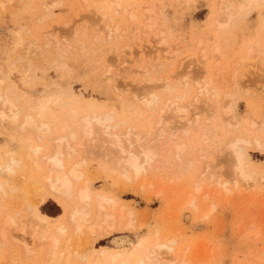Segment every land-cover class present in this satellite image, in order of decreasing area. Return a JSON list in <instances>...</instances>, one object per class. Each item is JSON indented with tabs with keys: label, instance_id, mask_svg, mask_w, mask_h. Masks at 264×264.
<instances>
[{
	"label": "rangeland",
	"instance_id": "374dc122",
	"mask_svg": "<svg viewBox=\"0 0 264 264\" xmlns=\"http://www.w3.org/2000/svg\"><path fill=\"white\" fill-rule=\"evenodd\" d=\"M8 1L0 0V4L3 6L0 5V93H7L11 96L12 93H8L7 87L12 85L13 93L19 94L18 102L21 100L19 107L23 106L21 107L22 115L29 111L35 113L32 110H26L29 107L41 103L46 104L48 100L52 102L48 104L46 114L43 113L39 118V121L46 122L49 127L51 126L50 134L44 135L47 141L45 139H41L40 142L38 139L35 140L34 134L28 130L21 133L17 128L16 133H19L17 135L12 133L8 129L9 127L6 128L8 125H0V164L3 165L9 158H12L19 165L18 168L17 165L14 167L15 173L8 174V179L4 175H0V182H7L5 188L9 187V184L11 185V188H6L9 189L8 193L0 197V213L11 215L17 221L18 225L16 228H11V234L23 235L30 244L28 250L29 248L31 250L25 251L24 249L25 252L22 254L21 243H14L12 239L11 243L10 238L6 241L0 240L4 242L3 244L0 242V264H38L41 260L42 248L34 249L33 245L36 243L31 240L30 236L38 234V231H46L41 230L32 218L27 220L31 216L30 212L28 214L25 209L34 207L39 198L36 191L33 194V187L30 185V180L36 183L35 180L37 181L40 173L34 170L35 168L32 169V163L34 164L33 160L39 158L43 150L50 146L49 139L51 140L52 137L64 132V127L71 122L73 115L74 118H78L86 115L87 112L88 114L113 112L117 121L123 119L127 122L125 124L127 128H134L131 130L132 132L139 130L141 135H146L154 130L152 127L156 124L158 112L164 108L168 100L176 101L175 98L178 96H184L185 102L197 100L199 90L196 83L199 82V86L204 85L208 75L215 78L216 87L221 92L220 97L228 93L230 98L235 99H233L234 102L226 100L228 103L231 102V114L234 117L232 121L235 122V125H230L231 127L228 128L224 122L225 116H220L215 124L209 117L207 122L204 119L199 122V128H196V125L189 126L188 136L185 133V136L179 135L183 130L177 131L181 137L175 134L172 141L175 140L176 144L180 143L184 146L183 152L185 153L181 152L183 157L179 155V160L174 159L171 152L173 145H171L173 143L171 140L165 145L166 149L159 146V141L157 146L163 149L158 148V150L163 153H157L156 163L154 162L142 178L133 179L130 177L128 182L119 174H115V167L109 161L97 158V154L94 157V160L97 161L91 159L93 156L89 159V157L86 158L87 155H84L87 159L84 178L88 179L95 193L112 197L115 204L112 207L110 205L107 207L108 212H115L118 216L119 206L122 207V215L120 219L116 216L117 223L115 222V224L118 225L114 224L112 231L106 237L100 238L97 233L89 236L87 230L83 229L84 232L82 230L81 234H78L79 242H77V235H74L71 237L72 239L70 238L71 241L62 243V245L69 251H73L77 247H74L73 244L78 243L80 246L86 239L88 240V243L86 241L87 244L81 247L82 249L80 247L78 249L81 256H86L84 262L77 259L73 264H97L96 249L101 247L106 248L107 254L126 251L143 252L145 247L148 248L156 240V237L158 240L160 239V242L169 239L174 241L173 246L178 254L174 264H179L178 259L181 257L183 260L189 261L186 264H264V145L261 149H253L255 146L251 142V146L245 147L247 157L244 170L251 179L247 181L248 183H238L236 186L230 176L232 175L230 168H233V164L229 166L231 163L228 162V159L223 155L224 159L226 158L224 160L218 153L223 159L222 163V160L219 159L220 156L216 155L217 151L221 150V144L224 145L226 140L232 139L234 136L240 135L249 138L250 141L254 138L259 141L264 139V1L261 0L260 4L258 3L248 12L249 14L242 17L243 19L237 20V23L234 21L233 25L229 24L228 30L223 29L222 31L216 28L217 24L215 21L213 22L222 15L214 3L215 0H194V6L190 3L189 6H186V3L180 0H117L120 5L119 14L114 13L116 9L113 8L116 4L115 1L110 3V0H58V2L56 0V3L62 1L59 5L54 4L55 0H29L26 2L22 0L23 3L17 0ZM87 1L90 2L88 7ZM51 2L52 6L55 5L51 6L52 8L49 5ZM127 3L137 6L136 9L130 11L131 14L137 15L136 19L131 22L127 19V16L130 15L128 10L123 15L122 9L127 6ZM140 4L143 5L142 7H145L146 4L151 5V14H148L150 18H147V13L144 14ZM121 11L122 13H120ZM218 12L220 13L218 14ZM101 14L105 15V18ZM109 18L111 21L108 20ZM134 28H136V33ZM144 28H148V33ZM166 31L171 32L167 35ZM20 36L21 38H19ZM166 36H170L169 39ZM158 38L164 39L166 47L157 44ZM198 39L208 56L213 48L219 46L222 50L218 47L221 51V58L218 57L219 55L213 57L210 54L207 62H202L199 58V47L194 48ZM19 41L22 43L21 48ZM33 42V48L36 45L40 47H35L38 51L33 50L32 46L28 51L29 54L23 51L27 43L32 44ZM43 42L48 45L49 48L44 45L47 50L43 47ZM213 44H215L214 47ZM253 44L258 54L254 52L253 56L252 54L244 55V51ZM242 47H244L243 50ZM176 50L179 52L178 55H170ZM261 50L262 52L259 53ZM41 51L46 54H42ZM24 52L30 58L24 55ZM34 52L37 57L32 55ZM242 56L245 58V62L238 67L239 72L237 71L238 74L236 73L237 76L234 77L235 82L238 77V85L234 80V84H232L230 81L233 78L229 77L232 76L230 74L232 72L229 73V71H233L234 66L232 68L233 64L230 62L236 63L237 59ZM20 57H23L24 60ZM187 57L191 58V62L186 61ZM17 58L21 60L17 62ZM124 59L128 60L127 64H123ZM215 60L218 61V65L211 67ZM180 64H185L183 66L185 68H180ZM206 67L211 71L208 75L205 73ZM221 67L222 73L220 72ZM199 69L201 72L197 71ZM203 69L205 70L204 74L202 73ZM216 69L221 74L217 73ZM106 71H109V79L104 76ZM183 71L190 73L189 77L191 75L187 86L183 84V81L182 83L179 81L185 74ZM30 73L33 74L34 79L30 77ZM223 73L225 80L221 81L224 82L221 86L219 79ZM229 78L230 81H228ZM165 82L168 83V87ZM8 83L10 85H7ZM4 88H6L5 91H3ZM149 93L158 97L155 110H150L145 105L144 100ZM223 96L222 99H224ZM232 103L233 106L235 105L234 107ZM204 116L207 114L205 113ZM169 120L170 123L173 122L171 119ZM180 121H184V118ZM251 122L254 124L252 125ZM250 124L256 131L251 129ZM203 128L205 133H203ZM201 130L203 134H201ZM199 137L202 141L205 140L204 144L201 143ZM163 139L165 138L163 137ZM163 141L166 142L167 139ZM73 145L81 147L79 144L73 143ZM201 145L204 146L206 153H203L204 157L200 155L201 152L196 154L197 149L198 151L200 148L203 150ZM94 146L93 144L92 147L94 148ZM79 148L77 151L82 156L77 153L74 155L76 157L73 156L71 159L80 160V156L83 158V151H80L85 148L81 150ZM86 150H88L87 147ZM89 150L88 153L96 148H89ZM165 157H167V162ZM228 158L231 160L230 157ZM186 159L191 160L190 163L193 162L191 166ZM176 161H180V163ZM179 164L183 165L180 170L177 169ZM186 164L190 166L188 169ZM184 166H186L185 170L182 168ZM205 167H208V172L204 171ZM203 171L204 175L202 176ZM211 176H214L215 179L219 178L220 182L227 184L224 188L217 187L214 177L210 178ZM143 178L144 183H142ZM149 183L152 185L148 186ZM195 183H200L199 192H195ZM141 184H143L142 188ZM227 191L228 193H226ZM189 193L194 197L196 210L185 205L181 206ZM20 207L24 210L19 209ZM5 210L7 211L4 212ZM37 211L49 218H56L60 214L62 215L65 209L58 202L47 199L38 206ZM124 211L132 213L133 216L126 217L127 213ZM204 213H208L206 214L207 218ZM2 214H0V219H2L1 216H4ZM26 216H28L27 219ZM127 218L129 221L132 220L131 227H125L128 222ZM51 222L57 226L62 222V218L51 220ZM121 225H125L124 228L122 227L123 229H120ZM22 229L23 233L21 234ZM30 231V236H28ZM153 234L156 236L153 237ZM84 235L86 239L82 241ZM184 253L186 255L183 256ZM38 257L39 262L36 260ZM52 264H62V260Z\"/></svg>",
	"mask_w": 264,
	"mask_h": 264
},
{
	"label": "bare ground",
	"instance_id": "6f19581e",
	"mask_svg": "<svg viewBox=\"0 0 264 264\" xmlns=\"http://www.w3.org/2000/svg\"><path fill=\"white\" fill-rule=\"evenodd\" d=\"M17 1L20 3L21 2L23 3V1L26 2L29 0H23V1L17 0ZM113 1H115V4L118 6V8H116L117 6L115 5V8H113V9H116L114 13L119 14L118 9H119L120 5H119L118 1H120V0H118V1L117 0H110V3H112ZM180 1H183V3H186V6H189L190 4H193V2H194V0H180ZM215 1L216 2H214V3H216L217 7L219 8L218 11L220 10L222 15H221V17H220V15H218L220 17L218 20L214 18L215 20H213V22L215 21V23L217 25H215V24L214 25L217 26L216 28H218L221 31L223 29L228 30L229 24L233 25L234 21L237 23V20H239L240 18L243 19L242 17H244L248 12H250L259 2L261 3V0H215ZM53 2H54V4L59 5V3H61L62 1L61 2L59 1V3H56V0H55ZM57 2H58V0H57ZM128 4L129 3H127V6L124 7L122 10H123V15L126 14L125 12H127V10L129 11L130 15L127 14V15H129V16H127L128 17L127 19L130 20V22H131V20L136 19L137 15L135 16V15L131 14L130 11H133L134 9H136L137 6L133 5V4H129V5ZM49 5H50V8L55 6V5L52 6V2ZM86 5H87V7L90 6V2L86 3ZM122 5H124V4H122ZM140 5H141V7L143 6L142 4H140ZM140 5H139V8H140ZM144 6L145 7H142L143 8L142 11L144 10V14L147 13L146 14L147 18H150V16L148 14L151 12V7H150L151 5L146 4ZM193 6H194V4H193ZM47 8H49L48 5H47ZM121 8H122V6H121ZM120 13H122V11ZM219 13L220 12H218V14ZM157 14H158V12H157ZM40 16H41V14H40ZM98 16H99V14H98ZM101 16L105 18V15L101 14ZM216 16H217V14H216ZM45 17H46V15H45ZM41 19H42V17H41ZM108 20L111 21L110 18ZM40 21H42V20H40ZM146 25H148V24H146ZM150 26H151V24H150ZM150 26H148V27H150ZM145 29L147 32L146 31H144V32L148 33V30H147L148 28H144V30ZM134 31L136 33V28H134ZM160 32H161V29L159 30V33ZM170 32L169 33L167 32L168 34L167 33L166 34L169 35ZM18 35H20V34L18 33ZM45 35H46V33H45ZM163 35H165V34H163ZM21 36H22V34H21ZM21 36L19 38H21ZM166 37H168V36H166ZM169 37H168V39H169ZM158 40L156 42L159 46L165 45L164 47H166V43L164 42L163 38L161 40L158 38ZM32 41H34V40H32ZM197 41H198V43H196V46L194 45L195 47L194 46L193 47L194 48L199 47V49H200V51H198L200 53L199 58L202 62L206 63L207 60L209 59L210 54H212L213 57L214 56L217 57L219 55L218 57L221 58L220 52L222 50L220 49L219 46L218 47L221 51H219L218 47L213 48L212 51L210 50V48H208V50L211 51V53H209V56H208V54L206 53V50L203 47H201L199 39ZM22 42H24V41H22ZM19 43H20L19 47L21 48L22 43L20 41H19ZM25 43H26V41H25ZM33 44H34V42L32 44L27 43L26 48H24V50L23 49L22 50L26 51V53H28V51H30V46H32ZM215 44H213V47ZM42 45H43V47H45V46L48 47V45H45V43ZM205 45H203V46L205 47ZM35 47L40 48L38 45H36ZM35 47L33 48V46H32L33 50L36 49ZM209 47L212 48V46H209ZM243 48L244 47H242L241 49L243 50ZM255 48L256 47H254V44H253V46L248 47L247 50L244 51L245 52L244 55L252 54V56H253L254 52L257 53ZM189 49L192 50L191 48H189ZM36 50L38 51V49H36ZM45 50H47V48ZM177 50L173 51L172 54H170V55H178L179 52H177ZM208 50H207V52H209ZM43 52H45V51H43ZM260 52H262V50L259 51V53ZM26 53L24 52V55L29 57V55H27ZM41 53H42V51H41ZM42 54H44V53H42ZM32 55H35V52ZM30 56H31V54H30ZM35 56H33V57L35 58ZM243 56L239 57L237 59L236 63L232 62V61L230 62L233 64L232 68L234 66V69H233V71L232 70L229 71V73L232 72V73H230L232 76H229V77L233 78V79H232V81H230V78H229L228 81H230L232 84H234V82L236 80L234 78L235 76H237L236 73L238 74V72H239L238 67L243 65L245 62V58ZM27 57H25V58L27 59ZM57 57H59V55H57ZM20 58H17L16 61L19 62V60L23 59V57L21 59ZM187 58L188 59L186 61H190L191 58L190 57H187ZM23 60H22V62H23ZM39 60H41V59H39ZM53 60H55V59H53ZM217 60H218V58H217ZM217 60L212 62L211 67H212V65L215 67L218 65ZM127 62H128V60H126V59L123 60V64H127ZM54 63L57 64L58 62L57 63L54 62ZM234 63H235V65H234ZM52 66H54V64ZM183 66H185V64L184 65L180 64V68L184 69L185 67L183 68ZM187 67L189 68V65ZM201 67H203V66H201ZM201 67H200V69H201ZM200 69L197 71L201 72ZM205 70H206L205 73H207V75H208L210 69L206 67ZM205 70L204 69L202 70L203 74H204ZM221 71H222V67H221L220 72ZM180 72H182V71H180ZM183 72H185V71H183ZM216 72L219 74L222 73V72L220 73L217 69H216ZM186 73H188V72H185L184 75H186V76H184L183 73H181V75H183V76H181V80L178 78L179 81H181V83H182V81L184 82L183 84H185V86H187V84L189 83L188 79L191 77V75H190V77L188 76L190 73H188V74H186ZM29 75H30V77H33L32 76L33 74L31 75V73H30ZM104 76H106L105 78L109 79L110 78L109 71H106ZM182 77H184L183 80H182ZM33 79H34V77H33ZM223 79L225 80L224 73L219 79L221 86H223V83H224V82H221V81H223ZM233 80H234V82H233ZM166 82H165V84H166ZM235 83L236 84L238 83V77H237V81ZM178 84H180V83H178ZM203 84L204 85L199 86L200 85L199 82L196 83L198 90H199V94L196 97V99L198 101L195 100L193 102H188V101L185 102L183 99L184 96H182V97L178 96L179 98L178 97L175 98L176 101H173V100L169 101L168 100L167 103L169 105L166 103L164 108H162L158 112L159 115L156 119V122H155L156 124L154 127H152V129L154 128V130L152 132H149L146 135L145 134L141 135L138 132L139 130L137 131L138 133L135 131L137 134L135 132H132L131 130L134 129L133 127H132V129L127 128L125 126V124H127V122L123 121V119H120L117 121L114 117L115 115L112 114L113 112L111 113V112L107 111V112H101V113H97V114L96 113L88 114V112H87L86 115L80 116L78 118H74V115H73L71 117L72 118L71 122L69 124L67 123L68 125H66V126L64 125L65 126L64 132L62 134H59V135L52 137L51 140L49 139L50 146H48L47 148H45L43 150V153L39 158L33 160L34 164L32 163V169L35 168L34 170L40 172L38 175L37 181L35 180L36 183H34L33 180H30L31 181L30 185L33 187V189H32L33 194H34V191H36L39 195L38 200H36L38 202L36 205L34 204L35 205L34 207L32 206V207L25 208L27 210L28 214L30 212V216H31V217H28L29 216L28 215L25 218L27 219V217H28L27 220H31V218H32L33 220H35L34 222L39 226V228L41 230L46 231V232H41V231L39 232L37 230L38 234H36L34 236L29 235L31 233V231L28 233V236H30L31 240H33V242L36 243L33 245L34 249L37 250L38 248H42V251H41L42 256H40L41 257L40 262L38 261L39 257H38V259H36L39 262L38 264H52L53 262L58 261V260H62V264H73V262L77 259H79V261L81 262V260L83 261L86 258V256L85 255L81 256L79 254L78 249H79V247L81 248V247L85 246V244L88 243V240L85 238V235H84V238L82 241H85V239H86L87 243H86V241L84 243L82 242L83 245L80 244V246L78 243H76L78 245L73 244L74 247L77 246L76 248H74L75 250H73V251H69L68 249H66L62 245V243L64 244L68 241H71L70 238L74 235H77V242H79L80 237L78 238V234L80 235L83 229L87 230V232H88L87 234H89V236H90V234L97 233L98 237L104 238L108 234H110V232L112 231V229L114 227L117 215L115 214V212L113 213V212L107 211V207L109 205L112 207L115 204V202L112 200V197L109 198L104 194L95 193L92 190L91 185L88 182V179L86 180V178H84V169H85V166L87 165L86 164V162H87L86 158L87 157H89V159H90V157L93 156V158H91V159L94 160V157L97 154L96 155L97 158H101L104 161H106V160L109 161V163H111L115 167V174H119L123 179H126L125 180L126 182H128L130 177L133 179L138 178V177L142 178L144 175H146L148 169L153 166L154 162L156 163L157 153L160 154L161 150L163 149V148H160L157 146L159 141L162 144L164 143L163 145H161L159 143V146H163L164 149H166L167 146L165 147V145L170 140L172 141V139H173L172 137L175 134L177 136H179V135L185 136L184 135V133H185L186 136H188V134H189L188 133L189 131H187L188 127L189 126L192 127V125H194V126L196 125V128H199L200 127L199 122L202 119L206 120V122H207L211 118V121L213 120L214 122L213 121L212 122L215 124V122H217V120L220 118V116L221 117L225 116V121L223 120L224 118H222V120L225 122V124L228 128L231 127L230 125H233V126L235 125L234 124L235 122L232 121L234 119V117L231 114V108H230L231 102L228 103V101L234 102L235 99L233 98L234 99L233 100L232 98H230V95L228 93L224 96L221 94L224 98V99H222V96L220 97L221 92L216 87V80L212 76L208 75ZM7 85H10V83H8ZM7 85H5V86L7 87ZM166 85L168 87V83ZM237 85H234V86L237 87ZM11 86L12 85L7 87L8 93L9 92H10L9 94L12 93L11 96H9L7 93H2V94L0 93V125L1 124H3V125L6 124L5 126L8 125L6 128L9 127L8 129L10 131H12V133L13 132L16 133L17 128H18V131L21 133L28 130L34 134L33 137L35 140L38 139L39 142L41 139L44 140L45 139L44 135L47 133L50 134V132H51L50 127L51 126L49 127V124L46 122L39 121V118H40V116H42L43 113L46 114L45 111L47 110V106L52 101L48 100L46 102V104L41 103L39 105H36V106L34 105L32 107H29L26 110H28V111L32 110L35 113H32L29 111L28 113H26V114L24 113L22 115V113H21L22 108L21 107H23V106L20 104L21 106L19 107V102H21V100L18 102V95L19 94L15 95L13 93ZM125 86H126V84H125ZM5 90H6V88H4L3 91H5ZM13 94H14V96H13L14 99H12ZM157 99H158V97L155 94L149 93L148 97L144 100L145 105L147 107H149L150 110H153V109L155 110V107L158 104ZM227 99H228V101H226ZM225 101H226V103H225ZM227 103H228V106H227ZM232 106H233V103H232ZM33 108H34V110H33ZM192 112H194V113H192ZM205 113L207 114L208 117L204 116ZM190 114H192V115L190 116ZM43 116L45 117V115H43ZM153 118H154V116H153ZM183 118H184V121H180ZM169 119H171L173 122L170 123ZM253 124H254V122L252 123V125ZM250 127L252 129L254 126L252 127L250 124ZM56 128L58 129L59 127H56ZM1 129H3V128H1ZM194 129H195V127H194ZM179 130H181V131L183 130V131L180 132L181 134L179 133V135H178L177 131H179ZM204 130L205 129L203 128V131ZM254 130L256 131V129H254ZM145 132H146V130H145ZM142 133H144V132H142ZM203 133H205V131ZM203 133L201 130V134H203ZM16 134L19 135V133H16ZM163 137L165 139H163ZM179 137H181V136H179ZM200 137H199V139L201 140ZM255 137H257V136H255ZM160 139H163V140L167 139V141L165 142V141L160 140ZM45 140L47 141V138ZM38 141H36V142H38ZM161 141H163V142H161ZM204 141L205 140H203V141L201 140V143L203 142L202 144H204L205 143ZM174 142H175V140H174ZM174 142L171 143V145L173 144L172 148H171L172 149L171 152L173 154L174 159L179 160V155H181V152L184 151L183 150L184 146L182 144L180 145V143L176 144V142L175 143ZM251 142L255 146L253 149H261L264 145V139L262 141H259L258 139L254 138L252 141H250L249 138L247 139V138H244V137H241L240 135H238V136H234V138H232V139L226 140V143H224V145L221 144V150L219 152L217 151L218 148L216 149V151H217L216 155L217 156L219 155L218 153H220L222 155V157L224 155V157H226L228 159V162L231 163V164H229V166L230 165L232 166V164H233V168H230V170H232V171H230V172H232V175H230V176H232L231 178H232V180H234L235 186L238 183H248L247 181L251 179V178H249L248 173L244 170L245 169V167H244L245 166V158L247 157L245 147L248 145L251 146L250 145ZM73 143L77 144V145L79 144V146H81V147L80 148L76 147L73 145ZM92 143L95 145L94 148H96V150H93L94 153H92L93 151H91L90 152L92 154L91 155L87 151L89 150V148L94 149L92 147V145H93ZM90 145H91V147H90ZM198 145H199V143H198ZM201 146H203V145H201ZM86 147L88 150H86ZM77 148H79L80 150L82 148H85V150L80 151V152L83 151L82 152L83 158L81 157L82 155L80 153H78ZM158 148L161 150L159 151ZM169 148H170V146L168 147V149ZM38 149L40 150L39 146H38ZM200 150H201V148H200ZM200 150L198 151V149H197L196 154H199L201 152L200 155L203 156V153H205L204 146H203V150H201V151ZM84 151H86L88 154ZM31 152L33 153V151H31ZM167 152H168V150H167ZM77 153L81 155L80 160L79 159H71V157L73 158V156L76 155ZM84 153H86V154H84ZM161 153H163V151ZM166 153H165V155H168ZM183 153H185V152H183ZM84 155H87L86 158ZM182 155H181V157H183ZM221 155H219L220 156L219 159L222 160V163H223L224 157H223V159H221L222 158ZM227 156L230 157L231 160H229V158ZM74 157H76V156H74ZM203 157H201V158H203ZM166 158L167 157H165L164 159L167 162ZM189 159H186V160L188 161V164L191 166V164L193 162L190 163L191 160H189ZM217 159H218V157H217ZM192 160H193V158H192ZM94 161H97V160H94ZM18 162H20V161H18ZM176 162L180 163V161H176ZM172 163H174V162H172ZM188 164H186L187 169L190 167V166H188ZM16 165H17V161L15 162V160H13L12 158H9V160L7 162H5L3 165L0 166V175H2V176L4 175V177L8 179V176H9L8 174H11V175L13 174L14 167ZM33 165H34V167H33ZM112 165H110V166H112ZM18 166L19 165H17V168H18ZM181 166H183V165L179 164L177 166V169L179 168V170H180ZM186 166H184L182 168H184V170H185ZM204 169H205L204 170L205 172L207 170H209L208 167H205ZM23 171H26V170H23ZM204 171L202 172L203 173L202 176L204 175ZM227 173H228V171H227ZM11 175H10V177H11ZM112 177H113V175H112ZM213 177L214 176H211L210 178H213ZM29 178L32 179L31 177H29ZM34 178H35V176H34ZM141 178H139V179H141ZM9 179L11 181V178H9ZM214 179H215V177H214ZM143 180H144V178L142 179V183H144ZM220 181H219V178H216L215 179V185L217 187H223L224 188L227 183L220 182ZM6 183L7 182H5V181L2 183L0 182V197L1 196L3 197L4 195H6L8 193L7 190H9V189H6V188H9L11 185L9 184V187L6 186V188H5ZM22 183H23V181H22ZM199 184H197V183L194 184L195 185L194 186L195 192L200 191L201 186H199ZM151 185L149 183L148 186H151ZM142 186H143V184L140 185L141 188H142ZM12 191L16 192L18 190L16 189V191H14V190H12ZM12 191H11V193H13ZM226 193H228V191ZM35 199H36V197L34 198V200ZM47 199H52V200L58 202V204L64 206V209H65L64 213L62 215L60 214V216H58L56 218H49L47 216L40 214L37 211L38 206L41 205ZM193 199H194V197L189 193L188 196L185 198L184 203L181 204V206L185 205L186 207L187 206L192 207V208H194V210H196L195 206H194ZM204 200H206V198ZM22 201L24 202V199H22ZM119 202H121V201H119ZM23 204H25V203H23ZM23 204H21V206ZM26 205H28V204H26ZM23 207H24V205H23ZM111 207L109 208L110 210H111ZM12 208H13V206H12ZM19 209H22V208L20 207ZM22 210H24V209H22ZM210 210H208V211H210ZM0 211H1V209H0ZM6 211L7 210H5L4 212H6ZM12 211H14V210H12ZM18 212H19V210H18ZM124 212H126V211H124ZM14 213L16 214V211ZM126 213H125L126 217L133 216V214L130 212H126ZM208 213H204L206 218H207L206 214H208ZM0 214H2V213H0ZM117 214H118V216H117L118 219H120V217L122 215V207L118 206V213ZM2 215H4V213ZM204 215H203V217H205ZM60 217L62 218V222L58 223L59 225L55 226L53 224V222H51V220L58 219ZM1 218L2 219H0V240L6 241L8 238H10V242L12 239V242H14V243L15 242H17L18 244L21 243L20 245L22 246V250H23L22 254L25 251H29L30 248L28 250V246L30 244H28V239H25L23 237V235L20 236L19 234H17V235L11 234V228L12 227L16 228L17 227L16 225H18L17 221H15L11 217V215L8 216L7 214L4 216H1ZM17 218H18V215H17ZM119 221H118V223H119ZM127 221H128L127 223H129V224L126 223L127 226H125V225H123V226L131 227L132 225H130V222H132V220L129 221L127 218ZM115 225L117 226L118 224H115ZM123 226L121 225L120 229H123L124 228ZM84 230H83V232H84ZM32 231H33V229H32ZM22 233H23V229L21 230V234ZM155 236L156 235H154L153 237H155ZM13 240H15V241H13ZM159 240L156 237V240H154V242L152 241L153 243L148 248L145 247L143 252L126 251V252L115 253V254H111L112 253L111 252L110 254L109 253L107 254L106 248L101 247L100 249H96L97 254H98L97 255L98 256L97 257L98 258L97 264H174L175 261H177V257H178L177 256L178 254L175 250V247L173 246L174 241L169 239V240H166L167 242L166 241L160 242ZM149 241H150V239H149ZM0 242H1V244L4 243L2 241H0ZM73 243H75V242H73ZM147 243H143V244L145 245ZM70 244H71V242H70ZM35 245H37V246L35 247ZM88 245H90V244H88ZM5 249H6V247H5ZM24 249H25V251H24ZM26 254H28V253L26 252ZM26 254H25V256H26ZM184 255H186V253H184L183 256ZM28 257H29V255H28ZM99 257H100V259H99ZM180 259H178L179 264H186V262L187 263L189 262L187 260L186 261L183 260V257H181ZM167 260H170V261L168 262ZM75 263H76V261H75Z\"/></svg>",
	"mask_w": 264,
	"mask_h": 264
},
{
	"label": "trees",
	"instance_id": "16d2710c",
	"mask_svg": "<svg viewBox=\"0 0 264 264\" xmlns=\"http://www.w3.org/2000/svg\"><path fill=\"white\" fill-rule=\"evenodd\" d=\"M56 215H58V214H56ZM56 215H53V216H56ZM50 216V215H49Z\"/></svg>",
	"mask_w": 264,
	"mask_h": 264
}]
</instances>
